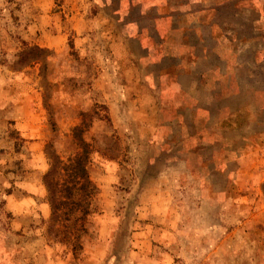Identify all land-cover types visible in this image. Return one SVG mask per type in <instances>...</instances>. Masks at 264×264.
<instances>
[{
	"label": "rangeland",
	"instance_id": "1",
	"mask_svg": "<svg viewBox=\"0 0 264 264\" xmlns=\"http://www.w3.org/2000/svg\"><path fill=\"white\" fill-rule=\"evenodd\" d=\"M193 1L0 0V264H264V0Z\"/></svg>",
	"mask_w": 264,
	"mask_h": 264
},
{
	"label": "crops",
	"instance_id": "2",
	"mask_svg": "<svg viewBox=\"0 0 264 264\" xmlns=\"http://www.w3.org/2000/svg\"><path fill=\"white\" fill-rule=\"evenodd\" d=\"M151 1H155V0H151ZM226 1H227V3L225 5H227V7H230V8H232L231 6L238 4V0H226ZM193 2H195V0ZM135 3H136L135 7L141 9L142 10L141 12H143V11L147 12L148 11V9L143 8L144 4H143L142 0H135ZM196 3H198L196 12H200L201 13V11H206L207 13H210V16H211L209 19H204V22L201 23L199 25V27L201 26V27L205 28L206 26H208L209 29H212V30L214 28H219L221 26V19H220V14H219L218 11L221 9V7H218V8L215 7L214 8V6L223 5V0L222 1H220V0H218V1H216V0H196ZM163 5L164 4H163V0H162V2L160 4L161 8L163 7ZM155 8H156L155 7V4L152 2L151 9H150L151 12H152V10L155 11ZM168 10H169V8H168ZM158 12H159V10H158ZM175 14L176 13L174 12V9L172 8L171 2H170V35L177 34V35H180V36H184L185 35L184 29L187 28V26H183L184 24H180L179 26L176 25L177 27L175 28L174 24L171 21L172 17H174V19H175ZM82 17H83V15H80L79 13H76V15H73L72 16V20H78V21H80L82 19ZM153 26H154V24H153ZM154 27H156V26H154ZM160 34H161V32H159V29H157V32L155 33V35H160ZM199 35L203 37L202 40L208 42V40H206V34H205V32L203 34V31H201L199 33ZM59 36H60V34L54 33V35L52 36V39L54 41H57V39L59 38ZM210 36L211 37H210L208 43L211 46L208 47V48H202L201 49V50H203L205 52H207V51L215 52L218 49V46L217 45H219V40L218 39L211 40V38H212L211 31H210ZM53 40L51 42L55 43ZM182 44H186V42H184ZM54 46H56V45H54Z\"/></svg>",
	"mask_w": 264,
	"mask_h": 264
},
{
	"label": "trees",
	"instance_id": "3",
	"mask_svg": "<svg viewBox=\"0 0 264 264\" xmlns=\"http://www.w3.org/2000/svg\"><path fill=\"white\" fill-rule=\"evenodd\" d=\"M138 9V8H137ZM79 128H76L75 136L79 138ZM85 149L82 151V154H77L72 162L68 165V177L69 182L68 185L64 187V191L67 192V200L74 201L79 194L81 195V192L84 190H87L89 188L90 183L88 181V177L86 174V168H85V160H84V154ZM49 190V189H48ZM51 198L54 202H56L55 199V189L52 188L51 192ZM58 202V201H57ZM58 205L59 202H58ZM53 206V203H52Z\"/></svg>",
	"mask_w": 264,
	"mask_h": 264
}]
</instances>
